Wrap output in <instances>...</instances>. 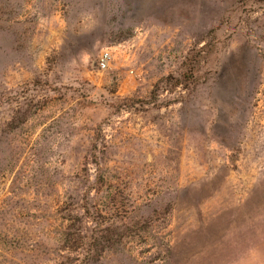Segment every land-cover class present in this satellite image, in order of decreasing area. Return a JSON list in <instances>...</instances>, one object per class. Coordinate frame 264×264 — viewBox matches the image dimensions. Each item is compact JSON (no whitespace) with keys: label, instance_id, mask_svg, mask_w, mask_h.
I'll return each mask as SVG.
<instances>
[{"label":"rangeland","instance_id":"rangeland-1","mask_svg":"<svg viewBox=\"0 0 264 264\" xmlns=\"http://www.w3.org/2000/svg\"><path fill=\"white\" fill-rule=\"evenodd\" d=\"M0 264H264V0H0Z\"/></svg>","mask_w":264,"mask_h":264},{"label":"built area","instance_id":"built-area-1","mask_svg":"<svg viewBox=\"0 0 264 264\" xmlns=\"http://www.w3.org/2000/svg\"><path fill=\"white\" fill-rule=\"evenodd\" d=\"M110 59H111V57H110V55L108 53H105L100 58V64H99V66L101 67V69L107 68V66L109 65Z\"/></svg>","mask_w":264,"mask_h":264}]
</instances>
